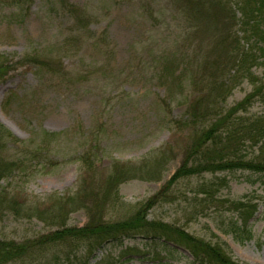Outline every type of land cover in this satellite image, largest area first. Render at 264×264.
<instances>
[{"label": "rangeland", "instance_id": "374dc122", "mask_svg": "<svg viewBox=\"0 0 264 264\" xmlns=\"http://www.w3.org/2000/svg\"><path fill=\"white\" fill-rule=\"evenodd\" d=\"M182 8L178 0H0V57L8 61L0 80V159L24 164L0 179L1 199L18 204V210L0 209V240L20 243L52 232L43 218L62 207L67 227L83 226L90 213L71 207L72 197L116 221L159 194L149 220L218 239L239 264H264V175L204 173L166 185L185 161L193 133L191 124L183 125L189 81L199 60L220 55L216 22L193 19ZM252 73L264 84V58ZM228 87L223 112L254 83L244 78ZM262 106L255 99L247 108L254 114ZM114 163L129 173L117 187L118 199H105ZM203 186L221 201L247 196L257 204L250 239L235 238V215L227 204L204 202ZM87 249L84 242L78 248L58 243L34 264L81 261ZM87 264L194 263L181 246L138 237L103 245Z\"/></svg>", "mask_w": 264, "mask_h": 264}, {"label": "trees", "instance_id": "16d2710c", "mask_svg": "<svg viewBox=\"0 0 264 264\" xmlns=\"http://www.w3.org/2000/svg\"><path fill=\"white\" fill-rule=\"evenodd\" d=\"M178 1L193 19L201 17L216 22V51L218 48L220 55L213 60H206L207 57L199 60L200 70L189 81L193 91L192 100L187 103L183 125L189 128L191 124L193 133L188 150L185 151V161L175 170L166 185L171 186L181 179L204 173L246 171L264 175V84H256L252 73V69L264 58V0ZM67 11L76 17L81 29L86 27L84 18L77 16L76 10L67 7ZM7 63L0 57V80L6 75ZM244 78L253 81L252 92L223 112V104L232 92L228 86H235ZM255 99L261 101L263 106L259 112L251 114L247 107ZM1 131L4 132L2 129ZM1 140L0 132V142ZM39 151L40 148L33 156ZM190 159L192 162L189 164ZM87 160L88 155L84 157L83 164L84 173L89 174L92 167H87ZM19 167H24L19 159H0V179ZM122 169L124 167L116 163L112 165L114 173L108 176L107 190L103 194L105 199L111 196L118 199L117 187L129 173ZM221 181L220 183H224V180ZM210 189V186H203L200 190L204 202L211 200L227 204L233 217L235 215L232 223L235 238L241 241L250 239L249 222L258 211L257 204L247 196L239 200L221 201ZM216 189L219 192L220 189ZM158 196L159 194L150 197L130 215L116 221L105 220L103 209L90 210L84 204L85 200L72 197L68 200L71 207L76 206L90 213L83 226H66L67 208L62 207L63 214L50 211L43 220L55 227L52 232L20 243L0 240V264H34L41 258L40 255L58 243H69L78 248L83 242L88 249L81 261L68 257L66 264H87L95 250L103 245L115 242L119 244L124 238L138 237L150 241L161 239L181 246L191 255L194 264H239L232 258L226 244L218 239L211 242L163 221L149 220L147 211L156 203ZM1 198L4 195L0 196V209L18 210V204L13 198L10 199L9 206ZM44 264L52 263L46 261Z\"/></svg>", "mask_w": 264, "mask_h": 264}]
</instances>
